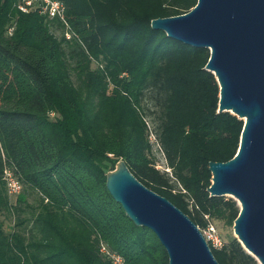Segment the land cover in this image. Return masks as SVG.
I'll return each instance as SVG.
<instances>
[{"label":"trees","instance_id":"obj_1","mask_svg":"<svg viewBox=\"0 0 264 264\" xmlns=\"http://www.w3.org/2000/svg\"><path fill=\"white\" fill-rule=\"evenodd\" d=\"M19 1L0 0V264H110L101 242L125 264H168L105 187L119 160L199 229L232 226L238 206L210 196L208 164L236 155L243 122L218 112L209 50L150 27L197 0H59L63 20ZM4 171L21 185L12 201ZM211 251L257 264L230 235Z\"/></svg>","mask_w":264,"mask_h":264},{"label":"water","instance_id":"obj_2","mask_svg":"<svg viewBox=\"0 0 264 264\" xmlns=\"http://www.w3.org/2000/svg\"><path fill=\"white\" fill-rule=\"evenodd\" d=\"M150 27L209 50L205 69L218 84V112L242 120L236 155L209 162L213 197L239 209L234 237L264 264V0H197L188 12L151 20ZM105 187L135 226L152 232L168 264H219L200 229L165 197L139 182L119 160Z\"/></svg>","mask_w":264,"mask_h":264},{"label":"built area","instance_id":"obj_3","mask_svg":"<svg viewBox=\"0 0 264 264\" xmlns=\"http://www.w3.org/2000/svg\"><path fill=\"white\" fill-rule=\"evenodd\" d=\"M17 8L24 13L37 10L40 14H46L50 18L58 17L61 20H63L65 9L64 4L59 0H20ZM9 31H11V29ZM66 36L69 37L68 34H66ZM4 174L7 182L8 194L10 197L15 196L20 191V185L8 171H4ZM200 231L210 248L218 249L223 245L221 236L211 223L200 229ZM99 253L106 258L110 264H125V261L119 254L111 251L102 242L99 246Z\"/></svg>","mask_w":264,"mask_h":264},{"label":"rangeland","instance_id":"obj_4","mask_svg":"<svg viewBox=\"0 0 264 264\" xmlns=\"http://www.w3.org/2000/svg\"><path fill=\"white\" fill-rule=\"evenodd\" d=\"M153 155L155 156V160H156V168L158 170H160L161 172L168 171L169 169L165 165L162 153L158 150V147L156 145H154V147H153ZM20 190H21V185H20ZM225 197H229V196H225ZM13 198H14V196H11L10 200L12 201ZM5 222H6L7 231H10L11 230V226H10L11 221L9 219H7ZM212 224L216 228L217 232L219 233V235L222 237V239L225 242H226V239L229 235L234 237L232 226L228 227V226L224 225L222 222H216V221L212 222Z\"/></svg>","mask_w":264,"mask_h":264}]
</instances>
